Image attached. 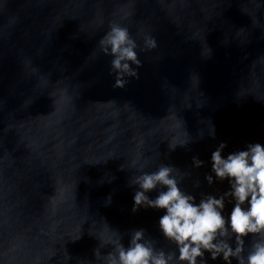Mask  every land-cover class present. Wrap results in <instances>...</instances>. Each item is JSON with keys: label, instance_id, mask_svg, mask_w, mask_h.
<instances>
[{"label": "water", "instance_id": "1", "mask_svg": "<svg viewBox=\"0 0 264 264\" xmlns=\"http://www.w3.org/2000/svg\"><path fill=\"white\" fill-rule=\"evenodd\" d=\"M112 22L157 40L123 88L97 46ZM220 142L264 144V0H0V264H97L111 229L166 245L131 175L171 164L219 194Z\"/></svg>", "mask_w": 264, "mask_h": 264}, {"label": "clouds", "instance_id": "2", "mask_svg": "<svg viewBox=\"0 0 264 264\" xmlns=\"http://www.w3.org/2000/svg\"><path fill=\"white\" fill-rule=\"evenodd\" d=\"M97 46L110 57L113 87L123 88L128 78H138L139 51L156 49L157 40L145 33L140 48L125 24L112 22ZM210 134L214 135V129ZM188 142L169 143L168 147L174 150ZM225 148L226 143L220 142L212 151L204 180L208 185L227 181L228 188L219 194L201 192L199 200L183 186L189 172L165 163L150 171L139 165L129 180L135 186L132 211L163 210L158 228L166 245L146 234L144 228L130 230L125 245L123 234L111 229L94 250L97 264H208L217 259L224 264L233 260L264 264V144L251 142L226 155ZM192 161L193 167L204 164L195 156ZM199 184L197 180L194 187ZM152 192L154 197L149 195ZM106 202L111 203V196ZM226 204L231 205L230 211L226 212ZM106 246L109 251L102 253L100 249Z\"/></svg>", "mask_w": 264, "mask_h": 264}]
</instances>
